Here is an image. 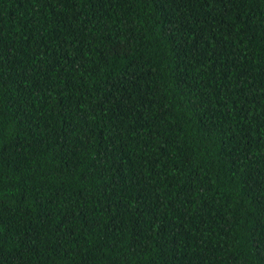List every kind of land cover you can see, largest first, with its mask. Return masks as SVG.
I'll use <instances>...</instances> for the list:
<instances>
[{"label":"trees","instance_id":"1","mask_svg":"<svg viewBox=\"0 0 264 264\" xmlns=\"http://www.w3.org/2000/svg\"><path fill=\"white\" fill-rule=\"evenodd\" d=\"M0 264H264V0H0Z\"/></svg>","mask_w":264,"mask_h":264}]
</instances>
